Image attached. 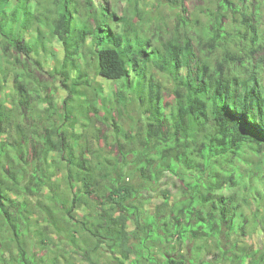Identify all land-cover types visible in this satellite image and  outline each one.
Segmentation results:
<instances>
[{
	"label": "trees",
	"instance_id": "1",
	"mask_svg": "<svg viewBox=\"0 0 264 264\" xmlns=\"http://www.w3.org/2000/svg\"><path fill=\"white\" fill-rule=\"evenodd\" d=\"M95 1L53 0L52 6L45 7L48 0H0V264H47V254L38 256L34 238L44 247L51 241V227L58 235L69 228L76 246L70 219L80 223L76 219L80 209L94 210L81 223L88 235L84 254L89 264H94V254L103 247L114 254L112 264H142L141 259L160 264L150 252V243L167 246L177 240L215 242L222 255L233 253L237 245L232 238L245 233L250 223L246 208L251 201L259 202L257 195L262 193L257 185H264L261 164L254 168L245 159L248 150L256 156L264 154V84L258 72L262 62H252L256 27L251 25L252 17L243 13L253 32L246 47L245 39L230 34L225 24L230 13H240L238 4L246 7L249 0L238 4L208 0L204 35L195 43L188 35L181 36L162 50L137 35L130 39L119 33L109 0H101L100 6ZM181 22L188 26L184 18ZM45 28L50 29V38L62 44L64 60L53 72L70 94L89 83L86 66L82 69L79 63L87 44L98 76L122 81L129 92L138 79L143 90L132 92L150 113L141 145L126 135L128 142L119 144V159H88L80 136L65 128L68 115L62 126L51 123L45 136L36 141L28 138L29 114L38 106L33 101L48 103L52 115L56 108L51 96L41 99L36 80L20 57H36L47 40ZM26 36L31 38L27 41ZM33 61L43 69L37 58ZM149 66L174 82L176 108L169 118L162 88L148 76ZM183 69L189 71L186 76ZM73 71L75 80L68 85ZM91 109L96 111L94 106ZM75 125L76 121L68 126ZM52 166L67 169L60 182ZM164 173L179 181L180 197L172 202L170 194L162 192L167 209L158 214L143 212L147 198L131 179L141 180L144 190H155ZM94 200L100 203L95 205ZM131 220L137 226L134 231L129 229ZM262 228L264 233V220ZM226 243L230 248L225 252ZM162 256V264H194L180 253ZM239 259L241 264L248 259L249 264H264V253L243 254Z\"/></svg>",
	"mask_w": 264,
	"mask_h": 264
},
{
	"label": "rangeland",
	"instance_id": "2",
	"mask_svg": "<svg viewBox=\"0 0 264 264\" xmlns=\"http://www.w3.org/2000/svg\"><path fill=\"white\" fill-rule=\"evenodd\" d=\"M238 4V0H232ZM80 3H82L80 1ZM95 5L100 6L103 4L101 0H96ZM208 0H109L108 8L110 11L115 12L118 19V32L128 36L130 39L137 35L142 41H151L153 46H157L162 50V46L172 40H180L181 36L188 35L193 39L194 43L197 42L199 36L204 35L209 22L205 14V9L209 7ZM53 0H48V4L44 2V6H52ZM241 11L237 14L230 13L225 19L226 28L230 34L241 36L245 39L243 46L250 47L253 32L251 33L249 24L243 21L242 14L247 13L252 17L251 25L256 27V36L258 39L257 45L254 48L255 54L252 55L253 63L262 62L259 67V76L264 84V0H249L246 7L238 4ZM34 8V7H33ZM80 16H78L79 20ZM181 18L188 22V26H184ZM122 19V22L118 23ZM125 22L128 24L126 25ZM94 25V21H92ZM44 34L47 40H43L39 46V50L32 57L27 58L20 55L26 62V72L30 73L36 81L35 86L40 91L41 99L51 96V100L55 104V111L52 113L47 112L48 103H39L33 101L37 109L32 114H29V120L26 124L28 138H34L33 141L39 139V136H45L46 129L51 123H57L62 126L63 119L67 120V115L70 121L65 125L69 133H74L80 136L79 143L83 148L84 156L88 159H119V144L125 145L128 142L126 135L134 137L138 145L144 140L145 127L147 118L150 113L147 112V107L141 108L139 102L135 100V94L143 90L138 79L134 80V86L130 92L123 85L122 81H113L97 74L96 59H91L88 54L91 48L90 44L84 48V59L80 60V66H83L85 71L88 72V85L84 84L78 87L79 92H70L65 90L61 84V77L54 74V70L61 66L64 60V50L62 44L56 38H50V29L45 28ZM35 36V35H34ZM45 36V37H46ZM28 41L31 36H26ZM50 38V39H49ZM142 44H145L142 42ZM195 46V45H194ZM94 49V48H93ZM196 56L199 57L196 49ZM88 56V57H86ZM33 58H37L43 66V69L38 68ZM2 61V58H0ZM194 66V64L192 65ZM189 71L182 70L186 76ZM76 72L71 73V80L68 85L73 84ZM148 76L153 77L156 83L162 88V98L164 113L169 118L171 113L176 108V94L174 93V82L171 76L159 72L154 66H149ZM12 86V82L8 89ZM134 91V92H132ZM122 95V96H121ZM69 96H71L69 98ZM4 97V96H3ZM69 98L67 108L65 109L64 102ZM93 106L96 108L94 111ZM147 112V113H146ZM76 121L75 127L72 129L68 125ZM33 129V130H31ZM32 131H37L36 135H32ZM9 140L10 138L5 137ZM32 156V151L28 153ZM130 159L134 158L133 155L129 156ZM245 159L254 168L261 164L262 173L264 174V154L256 156L253 152L247 151ZM243 168L247 167L241 164ZM66 167V166H65ZM59 171L55 166V170L59 177H56L60 182L61 177L67 174V169L61 167ZM162 176V174H159ZM139 191L143 192L147 201L145 202L144 211L148 214H155L163 212L167 209L164 202L162 192H168L172 198V202H176L180 197V183L177 179L163 174L162 179L158 183L155 190H144L141 188L142 181L138 178L131 179ZM79 187L76 188L78 190ZM257 191L262 193L258 196V203L251 201L246 208L248 216V225L245 233L239 232L233 236L232 240L237 246L233 253H228L227 256L222 255L217 250L215 242L196 241L184 242L172 241L167 246L160 243H150L152 252L160 264L164 262L162 253L169 252L171 255L182 254L189 260L194 261V264H241L239 257L244 255H252L258 253L261 256L264 253V233L262 222L264 220V185L258 184ZM49 189L44 192L49 194ZM100 203L94 200V204ZM132 202H129L131 206ZM94 210L80 209L77 212L76 219L80 222L77 223L70 219V226L73 228V234L77 244L71 243V236L67 228L62 231L60 235L51 227L48 230V235L51 241L43 247V244L38 239L37 253L38 256L47 254V264H89L85 258V249L87 245L84 238H88L87 232L81 223H85L87 217L93 213ZM256 214V216L254 215ZM136 223L131 220L129 229L134 231ZM94 242V240H92ZM43 247V248H42ZM223 250L226 252L230 248L229 244L223 245ZM167 249V250H166ZM94 264H112L114 263V254L108 248L103 247L98 253L93 256ZM136 257L132 256L131 260ZM142 264H148L146 260L141 259ZM250 259L246 262L249 264ZM126 264H130L127 262Z\"/></svg>",
	"mask_w": 264,
	"mask_h": 264
}]
</instances>
